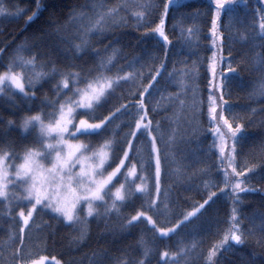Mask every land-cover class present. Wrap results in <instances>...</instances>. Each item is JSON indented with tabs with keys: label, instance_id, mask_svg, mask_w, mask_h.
<instances>
[{
	"label": "snow or ice",
	"instance_id": "obj_1",
	"mask_svg": "<svg viewBox=\"0 0 264 264\" xmlns=\"http://www.w3.org/2000/svg\"><path fill=\"white\" fill-rule=\"evenodd\" d=\"M161 2L163 11L158 22L150 19L157 8L153 0H133L131 3L120 0L113 6H108L106 0H92L90 6L86 3L73 8L69 20L79 27L75 36L66 39L74 58L76 53L92 51L94 59L90 66L72 63L59 67L38 54L23 55V47L18 46L7 66L0 71V95L14 99L19 93L29 105L19 122L6 121L3 135H0V202L7 209L6 215L15 208L19 209L16 213L19 231L17 233L14 227L7 234L3 242L7 255L0 259V264H48L47 255L26 246L28 231L37 214H48L52 220L74 226L77 230L74 239L77 240L85 238L89 217L97 219L116 214L122 230L144 225L139 244L146 257L158 244L178 235L183 226L198 220L205 206L214 202L217 191L231 199L233 207L222 238L208 249L206 264H215L221 248L227 251L232 247L230 241L243 245L247 237L254 234L242 227L237 205L241 202L240 193L254 191L248 187L250 176L246 174L253 173L259 165L246 156L241 161L243 154L238 147L244 139L245 125L236 122V117L227 115L229 107L225 95L231 89V77L225 76L224 72L235 74L236 68L227 61V69L217 71V41H220L219 60L224 62L221 14L225 10L234 11L237 0H210L208 9L212 47L207 58L210 78L206 130L212 137L209 153H216L215 172L218 175L213 176L211 165L200 170L207 177L203 186L208 192L202 203H194L190 210H182L179 205L172 207L169 202L164 206V212L161 211L159 198L167 156L160 144L167 137L165 148L170 146L175 140V130L165 132L163 120L156 117L161 111L167 113L169 106L177 107L180 115L173 112L176 119L188 110L193 112V118L196 114L203 117L205 100L195 84L198 63L194 61L191 69L185 67L179 73L169 72L168 83L161 87L159 78L167 71L165 61H160L154 70L148 67L150 78L144 74L145 65L141 64L137 70L140 57H133L113 71L122 51L115 46L119 38L113 37L102 44L105 34L113 27H127L131 22L137 30L143 29L140 39L154 35L163 40L166 59L170 39L165 17L172 0ZM260 2L264 3V0ZM41 8V0H35V10L27 16L26 23L32 22ZM25 11L17 8L15 14L21 15ZM9 14H13L12 10L0 2V15ZM259 15L260 35L264 38V9L259 10ZM228 27L231 29V25ZM57 31L63 32L64 29ZM196 31L193 27L187 29L189 41ZM93 37L102 48L94 47ZM4 50L0 48V52ZM177 75L181 78L176 80V91L171 92L168 89ZM53 79L56 82L52 84V94L38 95L42 82ZM156 93L160 94L159 99L155 98ZM259 95L264 96V79L260 82ZM36 101L39 103L33 108ZM3 124L5 121L0 117V125ZM13 127L18 128L22 140L27 141L19 147L6 143L4 139ZM200 130L203 129H196ZM259 151L264 152V143ZM129 206H135V211L125 214ZM261 232L264 233V219ZM197 247L195 242L189 247L183 240L177 250L165 246L159 252L157 264H180L181 253L187 255ZM51 261L52 264H62L55 256ZM89 264H99V261L90 259ZM116 264H122L119 258ZM137 264H145V259L141 258Z\"/></svg>",
	"mask_w": 264,
	"mask_h": 264
},
{
	"label": "trees",
	"instance_id": "obj_2",
	"mask_svg": "<svg viewBox=\"0 0 264 264\" xmlns=\"http://www.w3.org/2000/svg\"><path fill=\"white\" fill-rule=\"evenodd\" d=\"M0 2L9 7L13 13L0 15V48L5 49L0 52V71L7 66L18 46L23 47V55L29 56L35 53L45 61H54L59 67L72 63L90 66L94 59L92 51L89 50L84 54L76 53L74 58L66 37L75 36L79 27V24L73 25L69 20L71 10L86 3L90 6L92 0H41V11L30 23H26V20L27 16L35 10V0H0ZM119 2L120 0H106L108 6ZM153 3L157 8L150 19L158 22L163 11L162 2L153 0ZM209 7L210 0H172L171 9L165 17L166 32L170 39L166 59L163 40L154 35L140 39L144 34L143 29L137 30L131 22L127 27H113L105 34L106 39L102 42L106 44L113 37L119 38L115 46L122 51L113 71L125 65L133 57H140L136 65L137 70L140 69L141 64L145 65L144 74L148 77L149 66L154 70L160 61H165L167 71L159 78L161 87L168 83L169 72L179 73L185 67L191 69L194 61L198 63L199 72L195 84L201 90L205 100L203 117L196 114L193 118V112L188 110L180 119H176L173 117V112L180 115L176 106H169L167 113L161 111L156 117L163 120L165 132L175 130V140L170 146L165 148L167 137L160 144L167 156L159 198L162 212L169 202L172 207L179 205L182 210H190L192 204L202 203L203 199L207 198L208 192L203 186V181L207 177L200 170L211 165L213 176L218 175L215 172L216 153L214 151L209 153L212 137L206 130V102L210 78L207 58L211 55L212 47L209 32L211 27ZM17 8L26 11L16 15ZM260 9H264V3L260 0H237L234 11L229 13L225 10L221 14L224 62L219 60L220 41H217V71L219 73L227 69V61H231L232 66L236 68L235 74L224 72L225 76L231 77V89L225 95L229 107L227 115L236 117V122L245 125L244 139L241 141V147H238V151L243 154L240 157L241 161L246 156L248 160L259 166L253 173L246 174L250 176L248 187L254 191L240 193L241 202L237 205L241 213L242 227L254 234L248 236L243 245H236L230 241L232 247L227 251L221 248L216 254L215 264H264V233L261 232V221L264 219V163H262L264 152L259 151L260 145L264 143V96L259 95L260 82L264 79V38L261 37L259 29ZM228 25H231V29ZM189 27L197 30L191 41L188 40ZM57 29H64V31L58 32ZM102 44H97L96 37H93L94 47L102 48ZM57 51L60 54L64 51L70 57L62 62V58L50 57L57 55ZM153 61H155L154 64ZM180 78L177 75L171 81L169 91H176V80ZM219 79L218 75L217 80ZM55 82V79L51 82L43 81L42 86L38 87V95L44 93L51 95L52 84ZM146 83L147 80H145ZM216 95L219 96L220 93L217 92ZM159 97L160 94L156 93L155 98L159 99ZM136 98L139 99V97ZM38 103L39 101H36L32 107L35 108ZM161 106H165L163 102ZM28 107L29 105L21 99L19 93L14 99L0 95V117L5 121V124L0 125V135H3L6 121L12 119L19 122V119L26 114L25 110ZM198 128L203 130L196 131ZM4 139L6 143L14 144L16 147L27 142L22 140L20 131L16 127L7 132ZM28 139L30 140L31 136ZM154 182L153 164V185ZM211 190L217 191L216 188ZM153 194L155 195L154 188ZM213 201L205 206L198 220L183 226L179 229L178 235L158 244L146 257L143 256L144 248L139 244L144 225L122 230L121 220L116 214L97 219L89 217V223L86 225L87 234L83 240L74 239L77 235L74 226L52 220L48 214H37L35 223L28 231L29 239L26 241V246L47 255L48 264H52V256L61 260L62 264H89L90 259L99 261V264H116L117 258L122 264H137L141 258L145 259V264H157L160 261L159 252L164 250L165 246L169 250H177L179 242L183 240L189 247L193 242L198 247L189 251L187 255L181 253L178 258L180 264H206L208 249L222 238L227 218L233 207L231 199L218 191ZM18 211L19 209L15 208L12 213L6 215L7 209L0 202V259L7 255L3 243L7 239V234L14 227L17 233L19 231L16 223L19 221L16 215ZM134 211L135 206H129L125 209V214L134 213ZM143 235L150 239L148 234L143 233Z\"/></svg>",
	"mask_w": 264,
	"mask_h": 264
},
{
	"label": "bare ground",
	"instance_id": "obj_3",
	"mask_svg": "<svg viewBox=\"0 0 264 264\" xmlns=\"http://www.w3.org/2000/svg\"><path fill=\"white\" fill-rule=\"evenodd\" d=\"M58 55V56H57ZM57 55H51L50 57H53V56H55V57H59L60 59H61V62L64 60V59H68L69 57H70V55L69 54H67L66 52H61V54H60V52L59 51H57Z\"/></svg>",
	"mask_w": 264,
	"mask_h": 264
},
{
	"label": "rangeland",
	"instance_id": "obj_4",
	"mask_svg": "<svg viewBox=\"0 0 264 264\" xmlns=\"http://www.w3.org/2000/svg\"><path fill=\"white\" fill-rule=\"evenodd\" d=\"M13 90H15V89H13ZM49 262V261H48Z\"/></svg>",
	"mask_w": 264,
	"mask_h": 264
}]
</instances>
